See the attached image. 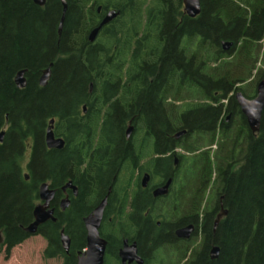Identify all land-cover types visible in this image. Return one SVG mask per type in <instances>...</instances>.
<instances>
[{"label":"trees","instance_id":"1","mask_svg":"<svg viewBox=\"0 0 264 264\" xmlns=\"http://www.w3.org/2000/svg\"><path fill=\"white\" fill-rule=\"evenodd\" d=\"M93 1L95 6L88 11L91 21L99 3L121 11L117 29L128 34L117 54L122 58L119 62L126 61L125 48L131 45L135 32L154 33L148 37L147 61L138 43L130 65L126 69L116 65L109 57L112 43L108 29L107 44L100 50L96 44L89 45L83 54L71 50L77 46L75 41L84 42L83 34L73 35V31L84 16L86 34V8ZM66 2L58 44L63 11L60 0H48L45 6L34 0H0V135L5 132L3 142L0 140L1 247L9 254L30 237L25 228L34 220L42 183L60 190L72 180L80 188L73 210L67 218L58 213L57 221L42 224L38 234L47 240L46 258L77 264L76 250L86 247L81 203L88 197L89 202L102 198L120 168L118 159L124 161L119 155L128 144L125 130L133 120L136 132L129 143L140 142L141 130L147 125L154 131L152 136L158 128L165 130L161 153L176 147L192 153L185 158L191 159L189 176L197 206L199 240L193 264H264V111L258 133L249 129L245 117L242 130L233 123L220 125L224 109L220 102L236 89L254 97L264 78V0H201V13L196 17L184 12L183 0H150L147 8L145 0ZM224 41L233 43L229 51L223 50ZM52 62L51 78L41 86L39 78ZM146 65L149 73L158 71L159 65L160 75L168 70L172 75L173 69L177 72L175 92L184 103L176 113L171 110L168 117H159L153 100L147 118L131 119L122 113L114 116L109 111L103 117L95 111L80 114V105L97 96L108 100L117 94V105L137 97L141 106L144 88L138 83ZM226 66H232L229 72ZM22 69H27L25 88L15 83ZM154 78L152 89L161 80ZM232 100L235 103L234 97ZM52 118L58 119L56 134L66 140L63 149L47 147L46 129ZM182 130L187 133L176 139L175 131ZM98 142L97 149L94 144ZM214 144L215 149L203 150L204 145ZM98 185L102 186L97 189ZM222 204L228 213L214 231ZM62 228L73 239L68 254L61 245ZM214 245L220 248L217 259L209 256Z\"/></svg>","mask_w":264,"mask_h":264},{"label":"flooded vegetation","instance_id":"2","mask_svg":"<svg viewBox=\"0 0 264 264\" xmlns=\"http://www.w3.org/2000/svg\"><path fill=\"white\" fill-rule=\"evenodd\" d=\"M60 1L63 5L62 0ZM146 1L147 0H145V2ZM47 2L48 0H46V4ZM94 3L95 1L91 2L86 8V18L89 23V29L86 34L84 30V16L80 17V20L77 22V28L73 31V35L75 34L79 36V32L83 34L84 42L75 41L77 46H73L71 50H77L79 53L83 54L86 51H89V48H91L89 45L92 44L98 45L99 48H97V50H100L101 46L107 44L105 34L108 29L110 31L108 33L109 38L111 39L109 42L112 43L111 50L109 51V57L116 65L122 66L126 69V67H128L131 63L132 55L138 49V43L142 46L141 52H144V57L147 61L149 59V54H147L149 52L148 37L154 33H150L148 31H140L139 33L135 32V35L131 36V45L125 48L126 61L119 62V60L122 61V58L118 59L117 54L120 52L121 45L123 44V38H127L126 35L128 34L127 31L124 32L117 29L118 24L116 19L121 14V11L116 10L113 5L109 8H104L103 4L99 3L98 6L95 7L96 16L91 21V16L88 11L90 7L95 6ZM131 4L129 5L131 6ZM110 10L118 11L119 15L112 19L109 23L103 25L97 33L95 40L90 41L91 32L95 28L99 27ZM58 34V44H60L62 31L59 32V28ZM144 35L145 37L143 38ZM138 37H142L143 39L141 38V41L139 42ZM172 63L173 62L170 61L168 65L171 67ZM50 65L52 69L54 62L50 63L49 66ZM161 67L162 65H159L158 71L153 69L151 73H149L146 65V69H144L142 78L139 79L138 83L144 88V91L142 90L144 93L141 95V106H139L137 97L129 102H119V105H117L116 102L118 101L117 99H119L117 94L113 97L112 95L111 97L109 96L108 100L107 97L105 99V96H97L94 97L93 100H91V98L88 102L80 105V114L85 116L89 112L95 111L94 113L96 115L103 117L109 111L112 113L110 115L114 116L122 113L123 116L127 115L131 119L147 118V116H149V112L151 111L152 113V110L149 108V102H152L153 100L154 103L157 104L154 109L157 111V115H159V117H165L166 115L168 117L171 110L176 113V111L180 108L181 103V97L175 92L176 83H178V78H176L177 72L173 69L172 75H170V73L168 75L169 70L167 73L164 71L160 75ZM22 70H25L24 77L26 79L27 86V69ZM153 71H156L154 76L152 75ZM43 72L39 78L40 85ZM155 76L160 77L161 80H158L156 86L152 89ZM123 80H127V78ZM92 91L93 85H91L90 92ZM236 92L237 89L234 90V92L227 99H223L220 102L223 104L224 108L221 115L220 125L224 124V122L227 124L233 123L238 125L239 130H242L245 116L237 103L235 97ZM233 97L235 103L232 100ZM205 102L211 101L206 100ZM230 108L232 109L230 110ZM117 110L120 111V113H117ZM52 119H54L53 131L55 136L65 140L63 136H59L55 132L58 119ZM132 121L133 120H130L128 122V127L132 124ZM50 124L51 123L49 122L48 127ZM145 127L146 128L141 130L140 142L135 141L129 143L128 141L134 137L136 130H132L130 136L127 135V130H125V138L128 144L124 149H122L123 152L121 154L119 153V156L129 158H127L128 160H125L124 158V161H122L123 158L122 160L118 159L120 168L116 171V174L110 181L109 186L103 192L101 199H97L96 202H89V197L88 201L84 198L81 203L82 209L85 213L83 223L84 218L92 213L95 208L99 206L102 200L107 197V205L104 210V216L100 227V235L104 240H106L103 264H193L194 260L191 258L196 254L198 238V229L195 224L197 206L196 197L194 195L195 187L191 183V176H189V172L192 171L191 159L190 157L185 158L186 155L191 156L192 153L186 152L182 147H176L172 152L166 154L161 153L165 145L163 142L165 130L163 128H158V130H156L157 135L153 133L152 136L150 135V132L153 130H148L147 125ZM218 130H221L220 126ZM167 131L174 132V130ZM178 133L179 132L175 131L174 136L179 140L185 136L187 132L181 137L177 136ZM99 144V142L95 143L94 147L98 149ZM110 162L112 161L110 160ZM146 176L148 179L145 181ZM168 182V193L155 197V190L166 185ZM63 186H61L60 190L59 188L51 186L56 189V196L51 202V208L54 209L55 216L58 213H62L64 214L63 216L67 218V214H69L74 208L75 199L79 197L80 188L79 185H76L78 192L77 194H74L72 189H67L66 191L63 190ZM101 186L102 185H98L97 189ZM95 189L96 188H94V190ZM91 191H93V189ZM65 198L69 199V204L67 207L63 208L62 201ZM40 202L41 200L39 203ZM151 215H157L158 217H156V219L154 217L151 218L149 217ZM123 216H125V220H122ZM191 225L194 227L188 238L180 237L178 235L177 232L180 229L187 228ZM84 228L86 232V247L76 250L77 260L84 256V253L87 250V231L85 223ZM62 230L65 232V229L62 228L60 231V239ZM1 233L3 234V232ZM67 235L70 237L69 250L63 249L68 254L71 252L73 239L68 233ZM31 236L32 235H30V237ZM1 246L0 250L4 248V246Z\"/></svg>","mask_w":264,"mask_h":264},{"label":"water","instance_id":"3","mask_svg":"<svg viewBox=\"0 0 264 264\" xmlns=\"http://www.w3.org/2000/svg\"><path fill=\"white\" fill-rule=\"evenodd\" d=\"M34 2L40 6H44L46 4V0H34ZM63 2V11L62 17L60 20L59 32L62 31L63 24L65 22V17L68 9V5L66 0H62ZM184 12L189 17H196L201 13V0H183ZM119 12L116 10H110L99 27L95 28L90 34V41L95 40L97 33L102 28L103 25L109 23L112 19L117 17ZM233 46L232 42L224 41L223 42V50L229 51ZM52 65V64H51ZM51 65L47 67L43 75L41 77L40 83L42 86H45L52 73ZM25 70H21L16 76V84L19 88H24L26 86V79L24 77ZM236 100L237 103L246 117L247 124L249 129L253 133H258L261 127V119L262 113L264 111V78L257 84L256 94L254 97H246L242 91L236 92ZM50 126L47 128L46 132V144L50 149H62L65 145V140L63 138H59L55 136L53 131L54 119L50 121ZM134 130V126L132 124L129 125L127 129V135L130 136ZM187 130L180 131L177 136H183ZM5 132H2L0 135V140L3 142ZM25 178L29 179V174L26 173ZM148 177H145V181ZM169 182L159 187L155 190V197L162 196L168 193ZM63 190L72 189L74 194H77L78 188L73 183V181L67 182L63 187ZM39 196L41 202L38 203L34 208V220L30 225H28L25 230L31 234L35 235L38 233L39 227L51 220L53 222L57 221V217L54 214V209L51 208V202L54 200L56 196V189L52 188L48 182H44L41 184L39 189ZM69 204V199L65 198L62 201V207L65 208ZM107 205V197L102 200V202L95 208V210L90 213L87 217L84 218V223L87 231V250L84 253V256L78 259L77 264H103L104 255L106 249V240H104L100 235V227L102 223V219L104 216V210ZM221 212L217 215L215 220L214 231L218 226L219 221L227 215L228 211L224 209L223 204L221 205ZM193 225L180 229L177 233L180 237H189L193 230ZM3 234L0 232V246L3 243ZM61 241L62 246L65 250H69L70 246V237L62 230L61 232ZM211 258L217 259L220 255V248L217 245H214L211 249Z\"/></svg>","mask_w":264,"mask_h":264},{"label":"rangeland","instance_id":"4","mask_svg":"<svg viewBox=\"0 0 264 264\" xmlns=\"http://www.w3.org/2000/svg\"><path fill=\"white\" fill-rule=\"evenodd\" d=\"M149 2L150 0L146 1L145 8H147ZM259 65L260 63H258V66ZM231 68L232 66L231 67L226 66L227 72H229ZM182 103L184 102H181L180 104ZM209 148L215 149L216 144L208 147L205 145L203 146V150ZM198 240L199 239L197 238V241ZM46 247H47V240L42 235L39 234L32 235L23 243L15 246L9 254H7L5 248H2L0 250V264H62V259L60 258L45 257L44 252Z\"/></svg>","mask_w":264,"mask_h":264},{"label":"bare ground","instance_id":"5","mask_svg":"<svg viewBox=\"0 0 264 264\" xmlns=\"http://www.w3.org/2000/svg\"><path fill=\"white\" fill-rule=\"evenodd\" d=\"M209 256H210V258H211V254H210V252H209ZM212 259V258H211Z\"/></svg>","mask_w":264,"mask_h":264}]
</instances>
